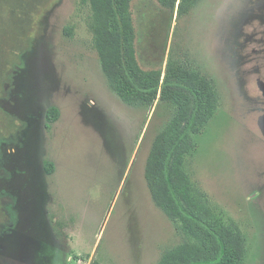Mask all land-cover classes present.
<instances>
[{
    "label": "rangeland",
    "instance_id": "rangeland-1",
    "mask_svg": "<svg viewBox=\"0 0 264 264\" xmlns=\"http://www.w3.org/2000/svg\"><path fill=\"white\" fill-rule=\"evenodd\" d=\"M170 66L212 112L165 185L161 137L194 106L163 96ZM217 251L264 264V0H0V264H216Z\"/></svg>",
    "mask_w": 264,
    "mask_h": 264
},
{
    "label": "trees",
    "instance_id": "trees-1",
    "mask_svg": "<svg viewBox=\"0 0 264 264\" xmlns=\"http://www.w3.org/2000/svg\"><path fill=\"white\" fill-rule=\"evenodd\" d=\"M151 80L146 79L145 89L147 93L152 96H156L160 88V79L157 72L150 73ZM138 89H133L130 86H126L125 91L128 95L135 91L139 94ZM137 88V87H135ZM139 96V95H138ZM163 96L174 97L180 96L189 99L190 106L187 110H182L181 117L178 124L174 126L169 132L165 133L159 143V153L156 154L157 167L160 176L163 178V183L169 185L168 177L173 176L175 169L173 164L178 162L183 156L193 155L192 153L198 148V137L206 133V127L208 124V118L212 112V102L209 93H199L198 89L191 86L189 83V74L178 68L170 66L163 84ZM54 113H58L57 107H52L47 118L49 122L55 120ZM183 119V121H181ZM192 151V152H191ZM53 162L46 161V170L49 174L53 173ZM176 183V180H173ZM216 264H232L233 256L231 254H221L217 251L213 256Z\"/></svg>",
    "mask_w": 264,
    "mask_h": 264
},
{
    "label": "flooded vegetation",
    "instance_id": "flooded-vegetation-1",
    "mask_svg": "<svg viewBox=\"0 0 264 264\" xmlns=\"http://www.w3.org/2000/svg\"><path fill=\"white\" fill-rule=\"evenodd\" d=\"M28 122H29V126L26 128L25 131L29 130V128H30V126H31V124H30V123H31V121H30V117H28ZM25 131H24V132L22 131L23 134L25 133ZM22 141H23V140H22ZM16 147L18 148V150H20L21 148H23L22 146H19V145H17V144H16ZM3 148L6 150L7 146H5V147H3ZM2 179H4V180L7 181L8 177L5 176V177H2ZM1 188H6V186L3 185V186H1ZM3 193H4V194H8L7 192H4V191H3ZM11 195H14L15 197H16V196L18 197L17 192H11ZM18 200H19V199H17V201L14 202V205L11 204L12 208L16 207V203H18ZM15 212H17V211H15V209L8 210V213H9V215H10V219H9V221L5 224V226L2 228V231H3L2 236H6V235L11 234L10 231L13 230V229H14V226L17 224V222H18V217L16 216V213H15Z\"/></svg>",
    "mask_w": 264,
    "mask_h": 264
}]
</instances>
